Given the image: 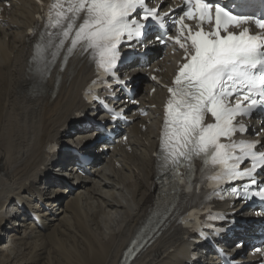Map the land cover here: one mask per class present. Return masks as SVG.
<instances>
[{
	"label": "bare ground",
	"instance_id": "obj_1",
	"mask_svg": "<svg viewBox=\"0 0 264 264\" xmlns=\"http://www.w3.org/2000/svg\"><path fill=\"white\" fill-rule=\"evenodd\" d=\"M37 9L31 0L0 1V240L9 238L0 249V264H120L125 250L139 239L138 229L154 203V153L161 117L159 108L148 105H160L164 91L150 94L144 84L139 107L150 115L133 113L126 137L111 145L94 142L86 148L83 143L91 133L79 129L72 138L79 151L92 156L102 147L108 148L109 156L94 165L92 159L91 174L77 176V187L55 182L51 175L62 173L55 167L64 166L67 157L61 150L48 155L44 148L48 141L65 144L74 113L86 107L79 90L90 67L86 60L73 61L70 70L78 74L69 87L55 91L51 75L39 91H32L26 32L35 23ZM177 57L168 53L141 71L152 73L158 67L165 70L157 73L169 79ZM66 197L72 202L62 204ZM29 210L39 213L44 228H37L33 220L17 223ZM184 233L175 217L168 219L130 264H181L187 252Z\"/></svg>",
	"mask_w": 264,
	"mask_h": 264
},
{
	"label": "snow or ice",
	"instance_id": "obj_2",
	"mask_svg": "<svg viewBox=\"0 0 264 264\" xmlns=\"http://www.w3.org/2000/svg\"><path fill=\"white\" fill-rule=\"evenodd\" d=\"M51 7L54 16L49 14L41 32L44 42L35 46L49 57L44 71H51L61 50V68L68 55L78 51L96 65L99 76L93 85L113 78L127 88L131 78L117 75L125 56L121 49L134 52L151 34L162 30L164 35H157L156 40L170 39L185 53V62L168 88L161 133L160 152L171 166L172 176L186 185L194 172L193 160L200 158V171H211L215 187L223 183L230 186L236 199L258 197L264 201V181L256 179L257 170L264 171V151L253 150L264 142L233 139L237 132L248 130L237 123L238 116H264V0H238L231 8L224 6L223 0H183L179 12L173 9L164 15L149 7L146 0H56ZM186 20L195 21L196 28ZM250 24L259 31L253 34ZM173 28L177 35L166 36ZM36 58L34 53L33 61ZM85 130L92 131V126ZM104 132L103 124L96 126V133ZM237 148L242 155L236 154ZM249 159L252 166L241 170L240 165ZM181 164L186 168L184 174L178 171ZM245 178L250 183L232 186ZM253 188L257 190L250 193ZM196 190H200L199 185ZM177 209L178 205L169 201L161 219L174 216ZM223 222L235 223L226 217ZM162 227L158 220L155 232ZM241 246L242 242L237 243Z\"/></svg>",
	"mask_w": 264,
	"mask_h": 264
},
{
	"label": "rangeland",
	"instance_id": "obj_3",
	"mask_svg": "<svg viewBox=\"0 0 264 264\" xmlns=\"http://www.w3.org/2000/svg\"><path fill=\"white\" fill-rule=\"evenodd\" d=\"M65 202H69V203H71L72 201L70 200V199H68L67 197L66 198H64L63 199V203L62 204H64ZM70 206H72L71 204H70ZM15 222V221H14ZM17 228H18V226H17ZM50 227L49 228H46L45 229V232L44 233H48V232H50ZM67 238H71V235L68 237L67 236ZM66 238V239H67ZM1 241V240H0ZM9 241V238L8 237H4L3 239H2V241L0 242V244L2 243V242H8ZM3 247V245H0V249ZM18 248L17 247H15V248H13V250H11L10 251V253H9V255H12L13 256V254H14V252L17 250ZM13 251V252H12ZM58 259V258H57ZM58 261H60V260H58ZM61 262V261H60Z\"/></svg>",
	"mask_w": 264,
	"mask_h": 264
}]
</instances>
